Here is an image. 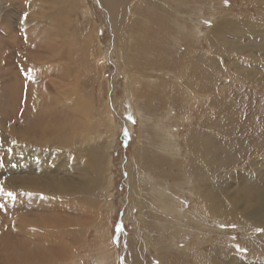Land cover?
<instances>
[{
    "label": "rangeland",
    "instance_id": "374dc122",
    "mask_svg": "<svg viewBox=\"0 0 264 264\" xmlns=\"http://www.w3.org/2000/svg\"><path fill=\"white\" fill-rule=\"evenodd\" d=\"M60 1L39 0L35 15V8L25 0H0V176L12 177L17 166L41 161L40 155H34L38 150L32 151L27 141L9 165L12 152L5 148L9 136L4 130L17 127V139L27 127L33 130L31 134L50 135L48 124L61 110L55 109L54 97L63 85L62 97L67 94L71 99L81 88L83 96L89 98L95 110V132H101L96 137L98 143H105L102 135L113 134L101 169L108 175L104 174L105 179L108 177L107 193L104 199L88 202L91 216L103 201L95 220L89 218L81 229L67 232L68 228L60 224L68 227L76 221V213H82L80 209L19 204L11 197L20 199L26 192L17 187L4 188V194L0 192V264H206L204 253L209 251L213 259L209 258L208 264H216L218 253L223 257L225 251L233 255L235 264H264V226L237 222L225 215L221 218L209 208L205 210L208 203L204 197L193 195L195 189L189 182L205 164V180L210 179L213 188V195L207 197L210 203L221 193L223 201L230 203L229 199L242 193V185L248 190V202L254 203L256 197L264 199V30L239 29L240 22L248 19L261 21L262 25L264 0H126L129 8L134 3V15L124 20V11L120 10V19L114 22L119 26L117 32L104 9V0H78L71 6ZM84 6L90 9V15ZM50 11H55L54 15H40ZM225 20L230 23L229 29L212 44L210 32ZM125 22L126 27L119 31ZM59 66L67 71L66 75L55 70ZM17 82L19 90L14 86ZM63 109L64 113L69 107ZM61 111L55 119L72 121L71 114L66 116ZM159 118H164L160 124ZM21 122L27 126L25 129ZM162 124L171 126V150L165 147L169 139L160 130ZM203 136L211 141L216 138L213 144L218 141V146L211 149L214 158L208 164L201 153L206 145L197 148L200 152L189 151ZM234 142L239 146L235 147ZM48 144L45 158L52 155L54 146ZM137 155L145 158V184L150 196L165 184L172 190L176 182L185 185L184 193L179 195L181 217L174 212L165 215L154 201L145 208L154 213L156 220L152 217L148 227L138 223L140 212L128 186L129 165ZM258 161L263 164H255ZM66 170L71 173V167ZM239 172L242 174L237 178ZM39 173L46 179L51 177ZM187 174L192 177L189 181ZM73 175L80 178L78 173ZM195 209L198 215H194ZM199 214L206 217L201 229ZM23 218L26 223L57 225L60 230L50 228L54 236L50 239L32 232L25 236L15 232V225ZM97 222H102V232L96 229ZM149 232L155 241L148 237Z\"/></svg>",
    "mask_w": 264,
    "mask_h": 264
},
{
    "label": "bare ground",
    "instance_id": "6f19581e",
    "mask_svg": "<svg viewBox=\"0 0 264 264\" xmlns=\"http://www.w3.org/2000/svg\"><path fill=\"white\" fill-rule=\"evenodd\" d=\"M64 1L68 2L69 6H71V4L76 3L78 0H64ZM64 1L61 0L60 2H64ZM104 1L107 5V6H105L106 8H104V9L106 10V12L108 14H110L111 20H112V26L114 28V31L117 32L119 26H118V24H116L114 22L118 18L119 14H120V10L124 11V13H122V12L121 13H122L123 19L126 20V18L129 14L134 15L132 10H131V6H133L134 3L132 5L130 3V8H129V1L127 4L126 0H104ZM25 2L28 3L29 6L32 5L35 8V15H36V12L38 11L37 6H38V4H40L39 0H25ZM137 2H138V0H137ZM64 5L66 6L65 3H64ZM69 6H66L65 9H67V7H69ZM84 8H85L86 14L90 15L89 14V13H91V12H89L90 9L87 6H84ZM65 9L59 11L58 13L60 14ZM53 12H55V11H50V13L49 12H42V13L38 12V13L39 14L41 13L40 15L48 16V15H51V13H53ZM53 15H54V13H53ZM66 16H68V15H66ZM130 17H132V16H130ZM60 19L61 18L59 17V21H60ZM65 19L68 21L67 17ZM118 19H120V18H118ZM243 21H244V19H243ZM260 22L255 21V20L251 21L248 19V20L244 21V23L240 22V28L239 29L242 32H247V31H250V32H252V31L258 32L259 31L260 32L261 29L264 30V22L262 21V25L260 24ZM28 23L31 27L32 21L30 20ZM54 24L57 25L56 22ZM63 24H64V22H63ZM234 24H232L231 26H234ZM126 25H127L126 22L124 24H122L119 31H121L124 27H126ZM64 26H66V25H64ZM197 26H196V28H197ZM229 27H230V23L225 20L224 22L219 23L216 28L212 29V31L209 34L210 39H212V44L217 43L219 36L224 34L225 30L227 31L229 29ZM97 30L98 29L96 27L95 32L97 35V39H99V35L97 33ZM233 31L235 32V30H233ZM63 32H65V31H63ZM250 36H254V35H250ZM261 38H262V36H261ZM132 44H133V42H132ZM140 44L142 45L141 42H140ZM130 45H131V43H130ZM230 45L233 46V44H230ZM87 48L89 49L90 46H87ZM244 48H246V46ZM231 49L235 50L236 48L233 47ZM149 58H151V57H149ZM198 59H201V58H198ZM226 60H228V59H226ZM200 61H202V60H200ZM60 68L61 67L59 66V68L55 69V70H58V71H60L61 74L66 75L67 71L64 68L63 69H60ZM137 76H139V75H137ZM16 85H17V87H16ZM16 85L14 84L15 88H17L19 90V87H21L20 84L18 85V82H17ZM206 88H208V87L206 86ZM78 89L80 92H78V94L76 96L75 95L72 96L71 99L70 98L68 99L67 94L65 97H62V95H61L65 92V90L63 89V85L59 86V90L55 94V97H54L55 109L58 111H59V109H61L63 111L64 110L63 108L68 106L69 107L68 111H70V112L66 111L63 113L61 110L60 111H61V113L65 114L66 116H67V114H69V115L71 114V120L72 121H69L68 118H65V122L63 120L55 119V116L59 115V113H60V111H59L54 116V118L51 120V124H48V125H51L50 135L48 134V135L40 136V135L31 134L30 131H33V130L32 129L27 130L28 127L26 125H23L22 122H21L22 128L23 129H25L26 127L27 128L24 130L23 135L20 136L21 137L20 139H17L19 137V135L17 134L18 133L17 127H14L12 125L7 130H4V132L9 136V139H8L9 142L7 143V145H5V148H7L10 153L12 152V155L10 157L11 159L8 162L9 165L12 166L13 162L16 161L15 158L18 157L17 156L18 152L23 151L24 142H27V141H30V145L32 144V146H31L32 151L35 152L38 150L39 153H34V155H40L41 161L36 160L38 163L33 162L26 167H24L20 164L21 166L20 167L17 166L18 169L16 168L17 172H15V173L12 172V173H14L12 177H7L6 179H4L5 177L3 178L0 176V188L11 189V187H13V188L17 187L18 189H21V191L26 192L20 196L21 197L20 199H17L16 197H11V201H13V202H16L19 204L25 203L26 205H28L29 203L30 204L32 203L34 206L37 205V208H38V206L44 205V203H46V205L48 204L50 206H55L56 208L58 207L60 209L61 208H67L68 211H70L69 209H71V210L72 209L73 210H79L80 209L82 211V213L77 212L76 216H75L76 221L71 222L68 227H66L67 225H64V223L60 224L61 227L65 228V229L68 228V229H66L67 232H70L71 229H81L84 225H87L89 218H92V220H95L97 215H99L98 213H99V210L101 208V204L103 201L98 203L99 207L97 208V212L93 211L94 213L91 216H88V213L92 211L89 207L90 205H88L89 204L88 202H90V203L94 202V198L99 199L100 197H102L104 199L105 194L107 193L108 177H107V179L104 178L105 172H104V170L101 171V169H104L105 159H106L105 154L110 149L111 143H112L111 138H113V134L111 132V134L102 135V137L104 136L103 140L105 143H103V144L98 143V140L96 137L99 134H101V132H99V131L95 132V129H97L95 116L93 115L95 113V110L92 107L90 101H88L89 98H86L85 96H83V94H84L83 92L81 93V91H82L81 88H78ZM21 90L23 91L22 88H21ZM159 95H161V94H158V96ZM38 104L39 103H37V107H38ZM161 117H163V116H161ZM49 118H52V117H49ZM164 118H166V117H164ZM164 118H159L158 124H160V122H162L164 120ZM54 120H55V122L53 123L52 121H54ZM112 121H113V123H116L115 120H113V118H112ZM188 121H189V119H188ZM67 122H71L69 124L70 126L65 125V123H67ZM34 124H36V123H34ZM219 124H221V123H219ZM39 125H40V127H38V125H37V127L39 128V130L43 134L44 128H43L42 124H39ZM159 126L161 128L160 130L163 131L165 133L166 137L169 139L168 142L165 144V147H167V149H170L173 146L171 144V141H172L171 139L174 137V135L171 133V130L169 129L171 126L169 128L167 126H165V124H162V126L161 125H159ZM206 131H207V129H206ZM37 134H39V133L37 132ZM203 135H204V133H203ZM206 135H208V134H206ZM209 135H211V133H209ZM200 136H202V135H200ZM225 138H226V136H225ZM77 139H78V143L76 142ZM188 139H190V138H188ZM200 139H201V141H198ZM200 139L196 140V141H198L195 144L196 147L191 146L189 148V151H192V150L197 151V148L203 147V146H201L202 144L206 145L205 149H201V153L205 154V158H202V160H204L208 164L209 162H211V159L214 158L212 156L211 149L216 145L218 146V141H216L215 144H213V141L216 138L213 141H211L212 139L211 140L210 139L209 140L204 139V136ZM228 142H230V141L228 140ZM48 143H54V146H53V149L51 152L52 155L49 156L48 158H45V156L47 155V149H48L47 147L49 145ZM176 143H177V141H176ZM234 143H235L234 144L235 147L239 146V145H236V142H234ZM225 145L227 146V144H225ZM234 145H233V147H234ZM242 145L243 144H241L240 146H242ZM223 146H220V148ZM243 146H245V145H243ZM225 148H227V147H225ZM203 150H204V152H203ZM232 151H233V149H232ZM173 152H172V154H173ZM197 152H200V151H197ZM240 152H242V151H240ZM216 154L218 155V152ZM223 154H226L225 151L223 152ZM238 154L239 153H237V155ZM247 156H249V155H247ZM228 157H229V155H228ZM144 159L145 158L143 156L137 155L132 159V161L130 162V165H129V176H128L129 195L131 196L132 202L138 207L139 212H140L141 218H140V220H138V223L142 224L144 222L145 225L148 227V224L152 220V217H154L156 220V216L154 215V213L151 210L149 211L147 208H145L146 206H148V208H149L151 203L154 201L157 202L159 206H161V211H165V215H168V213H170V212H174L176 214L178 213V217H181V216H179L181 214L179 211V206L181 203L180 202L181 199L179 198V195H182L181 193H184V191L186 189L185 185H183L182 182H176L174 185L175 190H172V189L167 188L165 186L166 185L165 184V185H162V186L156 188L154 195L152 194V196H150L148 193L147 184H145L146 178H147V172H146ZM229 159H231V158H229ZM229 159L227 158V160H229ZM223 160H225V159L223 158ZM16 163L19 164V162H15V164ZM261 163L262 162H259V161L255 162V164H259V165ZM50 164H52V165L49 166ZM184 164H182V167H184ZM196 164H198V163H196ZM67 167L68 168L71 167V173H69L68 170H66ZM204 167H205V164H204ZM204 167L203 166L200 167V170H198L197 173L195 172L192 175L193 179L191 181H189L192 178V177L190 178V174H187V176H188V181L193 184L194 189H195L193 195L198 196L200 199L205 198L206 203H208L207 204L208 206L206 205L204 207L205 210H207V208H209L214 215H217V216L220 215L219 217H221V218H222V215H225V217L227 216L229 218H232L233 220H235L237 222L238 221L241 222V220H243V221L249 222V224H251L253 226H259L262 228V226H264V199L263 198L260 199V198L256 197L253 199V200H255L254 203L248 202L247 197L249 196V193H247L248 190L245 189V186L243 188V185H242L243 182L241 181L240 185H242V189H241L242 193L241 194L240 193L235 194L233 196V198L229 199L230 203H226L225 201H223V197L221 196V194H222L221 192H220L221 194L218 195L217 200L214 201L213 203H210L207 197L210 195H213V191H212L213 188L211 185L212 183L211 182H210L211 184L209 183L210 179H209V181H206L207 179L205 180V177L207 175L204 176V172H205ZM255 168H257V167H255ZM38 169H40L41 171L40 170L38 171ZM208 171H210V170H208ZM237 171H239V170H237ZM39 172H45L46 175H48V176L51 175V177H48V179H46V178L42 177V174H40ZM228 172L230 173V171H228ZM74 173H78L80 175V178H78L77 175H73ZM208 173L209 172H207V174ZM233 173H230V174L234 175L235 173L234 174ZM240 173L241 172H239V174L237 175L238 177L236 176L237 178H240ZM243 173L246 174V172H243ZM184 174H186V172ZM105 175H107V172ZM210 176H211V174H210ZM228 177H230V176H228ZM203 180H205L206 182L204 183ZM213 187H215V186H213ZM258 192H260V191H258ZM190 193H191V191H190ZM3 194H4V192H3ZM37 199H38V202H35V200H37ZM17 206H18V204H17ZM19 207H21V206L19 205ZM198 210H199V208H198ZM201 210H203V209H201ZM195 211H196V213L194 215H198L197 209H195ZM151 212L153 213V215L151 214ZM202 212H204V211H202ZM199 215L200 216L198 218V222H199L198 226L201 229V227H202L201 224H203V222L206 220V217L203 216L202 214H199ZM37 216H38V214H37ZM39 218H41V217H39ZM36 219L37 218H34V220H36ZM215 219H216V217H215ZM177 221H182V220L177 219ZM161 223H164V222H161ZM65 224H68V223H65ZM97 224L98 225L96 226V229L98 231L100 230L102 232V227H101L102 222H97ZM56 226L57 225L52 226V225H49L47 223L40 224L37 221L35 223H32V224L26 223V218H23V220L20 222L19 225H15V229H16L15 232L21 233L25 236H27L28 233L32 232L33 235L36 237L50 239L54 236L52 235L53 231L51 232L49 229L50 228L55 229V228H57ZM241 226H243V225H241ZM65 229H63V230H65ZM58 230H60V229H58ZM67 232H65V233H67ZM73 234H75V233H73ZM60 235H62V234H60ZM63 235H64V232H63ZM65 236L66 235H64V237ZM148 237H150V239L152 238V240L155 241V236H153V234L151 235L150 232H149ZM141 239H143V238H141ZM141 239H139V240H141ZM175 239H176V237H175ZM65 240H66V238H65ZM142 241L143 240H141V243H142ZM58 242H60V241H58ZM170 244H171V242H170ZM188 244L190 246L191 242H189ZM186 247H188V246H185V248ZM72 249H73V246H72ZM61 250H63V249H61ZM213 250H215V249H213ZM217 252H216V254H217ZM223 254H224V252H223ZM232 256L233 255L229 251H227V252L225 251V254L223 255V257L219 256V253H218V260L215 259L217 261L216 264H235L233 262ZM204 257L206 258L205 263L208 264V259L212 257L210 254V251L204 253ZM134 259H135V257H134ZM212 259H213V257H212ZM215 260H214V262H215ZM135 261L139 262L138 260H135ZM101 262H104V261L101 260ZM212 262H213V260H212Z\"/></svg>",
    "mask_w": 264,
    "mask_h": 264
},
{
    "label": "snow or ice",
    "instance_id": "6c2138e0",
    "mask_svg": "<svg viewBox=\"0 0 264 264\" xmlns=\"http://www.w3.org/2000/svg\"><path fill=\"white\" fill-rule=\"evenodd\" d=\"M0 192H3V189H2V188H0ZM7 195L11 196L12 193L9 192V193H7ZM0 207H2V205H0ZM258 231H262V230H259V229H258Z\"/></svg>",
    "mask_w": 264,
    "mask_h": 264
}]
</instances>
